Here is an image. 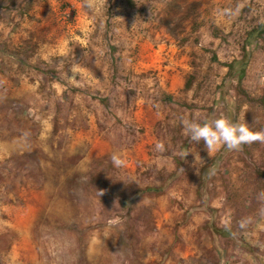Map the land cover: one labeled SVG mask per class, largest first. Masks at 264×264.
Instances as JSON below:
<instances>
[{
  "label": "rangeland",
  "instance_id": "374dc122",
  "mask_svg": "<svg viewBox=\"0 0 264 264\" xmlns=\"http://www.w3.org/2000/svg\"><path fill=\"white\" fill-rule=\"evenodd\" d=\"M220 117L264 129V0H0V264H264V143L183 133Z\"/></svg>",
  "mask_w": 264,
  "mask_h": 264
},
{
  "label": "clouds",
  "instance_id": "9594fccd",
  "mask_svg": "<svg viewBox=\"0 0 264 264\" xmlns=\"http://www.w3.org/2000/svg\"><path fill=\"white\" fill-rule=\"evenodd\" d=\"M222 14L228 16L232 13L229 9H223ZM70 72L74 74L75 70L70 68ZM68 79H73V77L69 76ZM181 126L184 135L196 144L202 142L207 153L214 152L220 147L234 151L239 150L244 144L264 143V129L252 131L244 123H235L223 117L205 120L201 123L181 118ZM154 148L158 152L164 151V145L160 142H157ZM187 153L182 151L180 158L183 159ZM111 160L115 166H122L123 162L116 154L111 156ZM245 223L241 222L240 227H244Z\"/></svg>",
  "mask_w": 264,
  "mask_h": 264
},
{
  "label": "trees",
  "instance_id": "16d2710c",
  "mask_svg": "<svg viewBox=\"0 0 264 264\" xmlns=\"http://www.w3.org/2000/svg\"><path fill=\"white\" fill-rule=\"evenodd\" d=\"M234 63V65L237 63V64H239V65H245V61H243V62H241V61H236V62H233ZM232 63V64H233ZM231 66V65H230ZM229 67V66H228ZM244 68V67H243Z\"/></svg>",
  "mask_w": 264,
  "mask_h": 264
}]
</instances>
